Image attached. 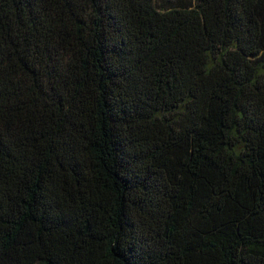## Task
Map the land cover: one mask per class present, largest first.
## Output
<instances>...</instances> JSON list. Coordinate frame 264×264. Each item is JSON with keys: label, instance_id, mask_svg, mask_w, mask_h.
<instances>
[{"label": "trees", "instance_id": "16d2710c", "mask_svg": "<svg viewBox=\"0 0 264 264\" xmlns=\"http://www.w3.org/2000/svg\"><path fill=\"white\" fill-rule=\"evenodd\" d=\"M0 264H264V0H0Z\"/></svg>", "mask_w": 264, "mask_h": 264}]
</instances>
